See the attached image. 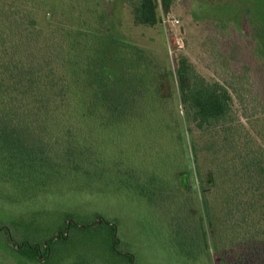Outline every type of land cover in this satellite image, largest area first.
<instances>
[{"label": "trees", "instance_id": "obj_1", "mask_svg": "<svg viewBox=\"0 0 264 264\" xmlns=\"http://www.w3.org/2000/svg\"><path fill=\"white\" fill-rule=\"evenodd\" d=\"M121 1L133 25L154 27L172 0ZM101 3L94 13L80 2L86 16L70 19L50 5L39 11L37 0H0V195L21 203L55 190L128 188L165 209L188 193L197 207L185 202L184 218L170 219L178 245L192 226L208 254L210 239L215 264H264V82L248 73L251 62L231 75L233 91L184 54L165 69L120 30L115 6ZM260 24L257 49L264 48ZM166 80H176L181 114L171 92L160 94ZM155 111L159 119L143 117ZM139 130L151 136L150 156L125 165L123 139ZM149 158L169 166L141 165ZM85 217L1 211L0 264H134L116 219Z\"/></svg>", "mask_w": 264, "mask_h": 264}, {"label": "rangeland", "instance_id": "obj_2", "mask_svg": "<svg viewBox=\"0 0 264 264\" xmlns=\"http://www.w3.org/2000/svg\"><path fill=\"white\" fill-rule=\"evenodd\" d=\"M37 2L39 11L50 5L60 15L70 19H74L75 16H86L83 9L76 6L80 5V2L84 4L82 7L93 6L94 13H98L97 7L101 2L103 6L108 2L109 5L115 6L120 20V30L126 32L128 30L137 44L147 47V53H143L148 58L152 53L163 62L165 69L167 66L173 69L177 56L184 54L198 73L208 79H218L233 91L229 85L235 79H232L231 75L240 74L244 70L243 66L251 62L248 73L264 82V61L251 56V53L264 55V48L257 49L252 35L255 31V20L258 24L264 25V0H172L168 7L160 6L159 22L154 27L133 25L131 13L121 0H98V4H95L96 0H37ZM74 6L76 9H72ZM167 17L175 18L178 22L163 23V19ZM139 66L142 72L144 67ZM170 92L181 114L176 80L161 83L160 94L165 96L171 94ZM233 110L237 116H241L234 93ZM143 117L157 120L161 116L155 111L143 114ZM149 137L150 134L142 130L125 134L122 148L123 154L127 157L125 165L134 161V155L137 159L143 155L150 156ZM185 140L188 146V140ZM140 163L147 167L151 166L154 171L159 165L169 166L164 159L161 161L152 158L141 159ZM168 181L169 184L174 183L173 180ZM5 187L9 196L18 195L13 191V186ZM6 198L7 196L0 195V212L14 213L27 218L36 211L48 213L70 211L79 216L84 215L88 219L94 218L95 213L105 218L116 219L120 245L128 247L133 254L134 264H215L210 239L208 238L210 254L207 253L203 240L192 239L194 232L200 233L196 227L191 226L189 230L191 238L189 236L187 241L184 238L183 243L178 245L181 238L176 236V228L171 224L174 219L181 216L184 218L185 202L189 206L197 207L196 203L195 205L194 202L191 203V196L188 193L176 196L175 202H171V207L165 209L149 204L128 188L103 193H91L89 190L59 193L55 190L41 193L36 198L21 203L10 202ZM184 247L189 248L192 257L182 253Z\"/></svg>", "mask_w": 264, "mask_h": 264}, {"label": "built area", "instance_id": "obj_3", "mask_svg": "<svg viewBox=\"0 0 264 264\" xmlns=\"http://www.w3.org/2000/svg\"><path fill=\"white\" fill-rule=\"evenodd\" d=\"M169 22L177 23L178 20L172 17L171 18L167 17L166 19H163V23H169Z\"/></svg>", "mask_w": 264, "mask_h": 264}]
</instances>
